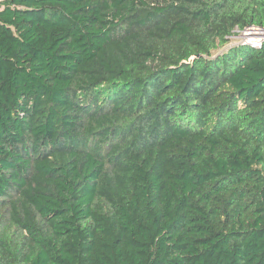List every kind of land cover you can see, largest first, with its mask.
<instances>
[{"label": "trees", "instance_id": "trees-1", "mask_svg": "<svg viewBox=\"0 0 264 264\" xmlns=\"http://www.w3.org/2000/svg\"><path fill=\"white\" fill-rule=\"evenodd\" d=\"M264 0L0 2V264H264Z\"/></svg>", "mask_w": 264, "mask_h": 264}, {"label": "rangeland", "instance_id": "rangeland-1", "mask_svg": "<svg viewBox=\"0 0 264 264\" xmlns=\"http://www.w3.org/2000/svg\"><path fill=\"white\" fill-rule=\"evenodd\" d=\"M262 42H264V28L253 26L244 30H236L235 35L231 37L229 46L252 43L260 44Z\"/></svg>", "mask_w": 264, "mask_h": 264}]
</instances>
